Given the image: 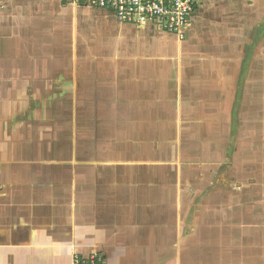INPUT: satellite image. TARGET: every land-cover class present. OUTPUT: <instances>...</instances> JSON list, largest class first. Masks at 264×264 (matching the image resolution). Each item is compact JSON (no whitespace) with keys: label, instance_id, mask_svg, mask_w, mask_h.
<instances>
[{"label":"crops","instance_id":"0c3cea01","mask_svg":"<svg viewBox=\"0 0 264 264\" xmlns=\"http://www.w3.org/2000/svg\"><path fill=\"white\" fill-rule=\"evenodd\" d=\"M195 5L179 40L69 0H0V79L13 54L33 60L35 45L40 87L51 90L34 98L35 134L30 122L0 119V264H73L76 254L100 264H217L224 238L243 264H264V66L255 80L244 62L237 88L233 50L198 34L211 22ZM227 136V208L187 210L188 195L195 206L218 198L203 193L217 181L203 180V151L223 150ZM218 214L225 229L201 224Z\"/></svg>","mask_w":264,"mask_h":264},{"label":"rangeland","instance_id":"374dc122","mask_svg":"<svg viewBox=\"0 0 264 264\" xmlns=\"http://www.w3.org/2000/svg\"><path fill=\"white\" fill-rule=\"evenodd\" d=\"M196 1H198V3L200 4L199 6L201 8L200 17H203V20H206L204 15L207 14V18H208L207 21L209 20L211 22V26H210L211 28H208L209 27L208 26L204 30L201 29L202 31L199 28L197 31L198 34L200 32H205V31L213 32L217 36L216 48L222 46L223 48H227V50L228 49L233 50L232 58L230 59L233 61L232 64L233 65L235 64V67L239 69V74L236 73L234 76L236 82L235 84L237 88L240 87V85H243V81H242L243 78L240 77L241 75L240 71H242L243 69L244 62L245 65H248L250 60L251 62L250 65L252 67L255 66L256 72L252 73L253 75L252 79L256 80V76H258L260 71V66H264V60L262 59L263 57L262 58L260 57V53L258 51L259 48L261 47L262 49L261 52L263 51L262 53H264V36L262 37L261 40H259V35H258L259 30L261 29V27L263 28L264 25V0H241L246 2V4L244 5V7L246 8L244 10L242 8L241 9L238 8L240 0H196ZM247 3H250L249 9L251 13L247 14L246 17L250 18L249 23H250L251 33L249 37H245L243 39L244 37L243 36L244 33L242 31L243 24H240V22L242 23L243 18H245V17L242 18V13L243 12L245 13L246 11L248 12ZM197 5L195 6L197 7ZM232 18L236 20L235 21L231 20ZM32 50L35 52V58L30 61H29V57H30L29 55L22 56V58H20L13 54L11 56L10 62H8L10 73L6 74L7 79L5 80L0 79V119L10 115L11 117L10 123L12 124V126L13 125L17 126L19 125L20 122L21 124L23 122H30L31 125H28V127H32L31 128L32 134H35V132L40 131V129H42V127L40 126L42 122H38L39 113L34 98L36 94L40 93L41 90L43 93H46L47 91L46 95H50L51 90L44 89L45 87H43L42 89L40 87L42 85L41 82L42 79H39V74H38L39 71L37 69V65L39 62V54L38 51L35 49V45L32 48ZM229 54H231V52H229ZM248 54L250 56L249 58H248ZM25 59H27L28 62H25ZM21 63H23V65H26L27 70H25V68L22 69L20 68ZM260 73L261 75L264 76L263 72L260 71ZM254 81L252 80V83ZM235 93H236V97L238 98L237 90ZM13 98L16 99L14 100ZM9 100L10 102H8ZM23 100H26V103H23ZM238 100L240 101L237 102L236 108H237V114H239L240 119L239 121L236 120L235 121L236 123L234 125H238L239 123H242V100L244 99L242 97H239ZM58 110L61 111L60 108ZM17 120L19 121V123H17ZM1 123L2 122H0V132H2L3 129L6 128V125H3ZM21 131L23 132V129H21ZM31 136L32 135H29L28 137L31 138ZM25 139L27 140V137H25ZM222 139L224 138L220 137V140ZM225 141L227 145L223 147V150H221L220 148L218 149V147H215L214 148L215 151L214 150L210 152L203 151V160L208 161L205 162L206 164L204 165V168L201 170L203 171V176H204L203 180L207 182V179L210 178V176L214 177L215 181L217 179L214 186L213 185L208 186L213 190L209 193H207L206 191H204L203 193L204 196L205 195L207 196V194L209 196V194L213 192L216 194L218 198L209 199V200L204 199V201H201L203 202L202 206L198 205V202H195L196 204L195 206L193 203L194 202L193 199H191V197L188 195L186 199L187 201L184 202L186 204L185 208L187 210H191L194 208L201 210H209L210 207H212L213 209H217L218 213H221L222 209L227 208L226 195H227L228 186L226 184V177L228 173L227 169L228 167H230L228 165L229 163L227 162V156L229 155L228 154L229 136L225 137ZM3 144L8 145V142H4ZM182 160L183 161L181 163H185V162L191 163L190 161L191 159H188L187 157ZM238 168H240V171H235L237 176L235 180L241 179V167ZM222 174H225L224 179H222L221 177ZM189 190L190 189H188V191ZM188 194H193V193H188ZM240 221L238 222L240 223ZM190 222L188 221V225H194L193 222H192L193 224H191ZM201 224L203 225L220 224L224 228L227 224V221L225 220V217L222 218L218 214V216H213V217L204 216ZM226 242L227 240L225 238L222 239V242L220 241L217 242L218 248L216 246V250H217L216 252L218 253V257H219V259H217L218 260L217 264H243L244 256H242V250H237V249H235L234 251H232L231 249L228 250L226 247ZM205 261L206 260L202 259L203 263Z\"/></svg>","mask_w":264,"mask_h":264},{"label":"built area","instance_id":"2783aa9c","mask_svg":"<svg viewBox=\"0 0 264 264\" xmlns=\"http://www.w3.org/2000/svg\"><path fill=\"white\" fill-rule=\"evenodd\" d=\"M74 4L110 12L121 23L133 25L152 24L182 40L191 24L194 0H69ZM73 264H100L92 255L82 260L77 254Z\"/></svg>","mask_w":264,"mask_h":264}]
</instances>
